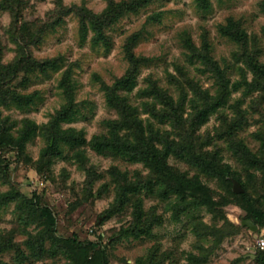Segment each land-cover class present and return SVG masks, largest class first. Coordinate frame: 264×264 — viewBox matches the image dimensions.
Segmentation results:
<instances>
[{"label":"rangeland","instance_id":"obj_1","mask_svg":"<svg viewBox=\"0 0 264 264\" xmlns=\"http://www.w3.org/2000/svg\"><path fill=\"white\" fill-rule=\"evenodd\" d=\"M110 1L129 0H0V264H264V0H152L104 22ZM142 141L174 142L168 166L213 206L173 193Z\"/></svg>","mask_w":264,"mask_h":264},{"label":"trees","instance_id":"obj_2","mask_svg":"<svg viewBox=\"0 0 264 264\" xmlns=\"http://www.w3.org/2000/svg\"><path fill=\"white\" fill-rule=\"evenodd\" d=\"M152 0H129L120 2L119 4H115L112 1L109 2L108 8L105 10V12L102 14L104 15L102 19L104 22H113L117 19V16L120 14H123L124 12H136L139 8L148 5ZM262 8L264 10V3L262 4ZM121 16V15H120ZM99 18V17H95ZM108 20V21H107ZM112 20V21H111ZM93 24V29L95 30L97 37L102 38V28L101 26L103 23L99 20H96ZM235 29V26H231L229 30H227L229 36L234 38L241 39V35L237 32H233ZM130 62L132 64V69L129 72V74L126 77L121 78L118 80L112 87V89H109L110 95L108 97V101L113 104H118V97L116 95V92H119L120 90H126L131 89L133 87L134 82V74L137 70L138 64L140 63V60L135 59L130 54ZM255 70L259 72V74L264 76L263 70L258 65H254ZM124 106V105H123ZM170 106H173L170 103ZM219 103L213 104L212 110H215L216 107H219ZM173 108V107H172ZM174 110V109H173ZM66 111H63V113ZM211 110L209 108H204L201 111H199L194 117H193V124H202L205 122L209 116V113ZM62 113V114H63ZM66 114V113H65ZM64 115V114H63ZM173 118H176L177 121H179L178 116L176 113H173ZM194 129L190 132H187V134L190 136L192 133H194ZM173 144V145H172ZM174 142H168L167 144V150L159 151L154 146L149 147L147 143L144 141L140 142V145L135 146L132 151H135L138 155L140 160H143L146 164L150 166V169H153L155 173H158V175L161 176L163 183L167 182L168 186L173 189V193L177 194L182 200L188 201L190 199H194V204H199L207 207L213 206V200H211L209 196V190L208 188L198 179H185L182 177H177L171 170V168L167 164V158L171 155L173 151ZM189 144H192L191 142ZM185 144L183 147H181L182 154L180 157L190 165H193L197 168H203L205 172L206 169L208 171L213 172L215 175H217L219 178L227 179L230 174L226 170L218 169L216 166H214L211 162L206 161L202 159L201 157L195 155L191 151V145ZM106 146V145H105ZM124 145H121L120 143H116V146H114V149H122ZM108 147H105L104 149H107ZM125 149V148H124ZM127 150L129 149L126 148ZM254 164H261V166L264 167V161H258L254 160ZM241 184V183H240ZM135 189V188H134ZM128 190V189H127ZM236 194V193H235ZM237 197H239L245 204H247L249 207H253L254 202L253 200L246 194L245 189H243V192L241 194H236ZM196 202V203H195ZM255 218L258 219V217L255 215ZM254 223V222H253ZM255 224V223H254ZM92 248L98 247V244L92 243ZM261 256H257V261L259 264H261Z\"/></svg>","mask_w":264,"mask_h":264},{"label":"water","instance_id":"obj_3","mask_svg":"<svg viewBox=\"0 0 264 264\" xmlns=\"http://www.w3.org/2000/svg\"><path fill=\"white\" fill-rule=\"evenodd\" d=\"M233 191L236 194H241L243 192L241 185L237 181L233 182ZM241 225L243 227L249 228L253 232H255L257 230L256 225L249 219L242 221Z\"/></svg>","mask_w":264,"mask_h":264},{"label":"built area","instance_id":"obj_4","mask_svg":"<svg viewBox=\"0 0 264 264\" xmlns=\"http://www.w3.org/2000/svg\"><path fill=\"white\" fill-rule=\"evenodd\" d=\"M260 246L263 247L264 246V241L260 242Z\"/></svg>","mask_w":264,"mask_h":264}]
</instances>
